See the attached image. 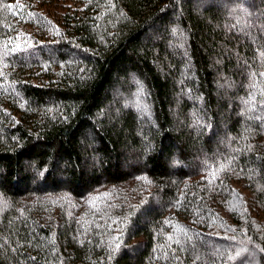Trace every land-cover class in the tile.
Instances as JSON below:
<instances>
[{
	"label": "trees",
	"instance_id": "obj_1",
	"mask_svg": "<svg viewBox=\"0 0 264 264\" xmlns=\"http://www.w3.org/2000/svg\"><path fill=\"white\" fill-rule=\"evenodd\" d=\"M262 53L264 0H0V264H264Z\"/></svg>",
	"mask_w": 264,
	"mask_h": 264
},
{
	"label": "snow or ice",
	"instance_id": "obj_2",
	"mask_svg": "<svg viewBox=\"0 0 264 264\" xmlns=\"http://www.w3.org/2000/svg\"><path fill=\"white\" fill-rule=\"evenodd\" d=\"M9 7V9H11L13 6H11V5H9L8 6ZM57 34H59V33H57ZM17 48H19V45H17ZM16 49H13V51H15ZM262 56H264V53H262ZM261 75H264V73H261ZM223 170V169H222ZM216 178V175H215V173H213V179H215ZM169 239H171V237H169ZM119 244L117 245V248H119Z\"/></svg>",
	"mask_w": 264,
	"mask_h": 264
}]
</instances>
